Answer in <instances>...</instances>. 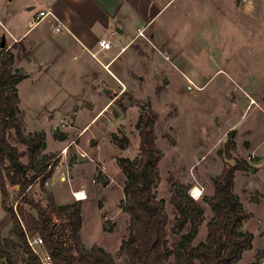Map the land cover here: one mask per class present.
I'll return each instance as SVG.
<instances>
[{"label":"rangeland","instance_id":"obj_1","mask_svg":"<svg viewBox=\"0 0 264 264\" xmlns=\"http://www.w3.org/2000/svg\"><path fill=\"white\" fill-rule=\"evenodd\" d=\"M38 7L29 12L31 16ZM23 12L25 16L20 19L26 20L29 13ZM158 23H163V31L157 38L152 37L153 25L146 30V38L141 44L134 45L141 57L140 64L131 65L137 67L130 72L125 86L117 83L114 91H108L109 97L115 93L112 105L90 129L91 133L99 131L90 139L89 146L92 152H96L94 148L99 146L103 156L99 160L93 158L95 170L102 164L106 170L103 174L93 173L97 188L93 199L84 202L82 207L81 245L87 250L93 245L101 246L116 264H128V256L120 251L129 234V215L122 209L126 177L116 158L123 156L137 160L140 157L136 124L149 103L157 114L155 145L162 153L153 193L157 200L164 202L169 245L179 238V234L173 231L179 215L171 202L172 197L191 198L202 209L203 220L192 245L204 241L207 223L213 217L204 200L213 194L212 177L218 175L225 165L234 164L233 158H239L246 160L250 167L236 172L233 190L245 211L250 213L241 229L251 232L253 241L252 248L245 250L234 264H264V0H176L157 20ZM2 37L8 38L4 32L0 33ZM126 59L125 55L122 56L116 65L127 67ZM67 83L76 81H64V87ZM74 93L77 92L62 90L50 98L47 109L66 100L65 104L61 103L64 106L59 111L52 113L53 120L45 114L37 121L32 113H26L28 108H19L25 134L45 132L43 154L52 156V161L57 158V165L61 153L67 158V162L58 165L59 170L50 183L52 190L65 194H69V183L60 181L59 174L62 171L67 173L70 168L72 156H76L75 147L71 148L69 144L66 151L63 148L65 142L53 135L65 133L60 119L70 128L69 132L73 130V112L78 105L69 112L63 113V109L68 108V102L79 97L68 95ZM90 98L95 99L97 105L93 92ZM82 105L86 106L88 102L83 101ZM89 114L82 111L78 125ZM232 131L235 132V148L229 158L224 146ZM86 136L87 133L83 138ZM123 138L128 141L120 147ZM73 140L78 143V138ZM9 141L22 153L20 160L28 163L25 146L18 142L13 129ZM88 169L87 166L83 173L88 174ZM69 176L71 179V171ZM195 186L201 191L197 198L190 193ZM8 189L10 205L17 200L18 193L17 187L9 186ZM27 194L46 204V196L38 181ZM24 207L29 210L27 205ZM53 219L56 223L61 222L55 216ZM11 228L12 218L3 210L0 194V247L13 256L14 264H28L27 255ZM187 231L188 224L182 233ZM38 249L45 251L42 245ZM0 264H6L5 260L0 258ZM168 264H173L172 257Z\"/></svg>","mask_w":264,"mask_h":264},{"label":"trees","instance_id":"obj_2","mask_svg":"<svg viewBox=\"0 0 264 264\" xmlns=\"http://www.w3.org/2000/svg\"><path fill=\"white\" fill-rule=\"evenodd\" d=\"M13 59L9 50L0 49V194L1 206L12 218L11 233L26 253L28 264H42L27 242L28 237L34 236L42 239V247L50 256L51 264H116L103 247L93 245L87 250L81 245V200L58 204L45 187L58 162L57 158L52 161V156L43 154L46 148L44 131L24 132L16 87L22 76L13 72ZM145 109L136 124L140 136V157L137 160L123 156L116 158L126 177L122 209L129 215V234L123 240L120 251L128 256V264H168L170 257L173 264L236 263L245 250L252 248L253 241V234L241 229L250 213L245 211L233 190L236 172L247 170L249 163L233 158L234 164L225 165L218 175L212 177L213 194L204 200L213 217L207 223L206 239L196 245L192 243L203 220V211L191 198L172 197L171 202L179 215L173 231L179 234V238L169 245L164 202L157 200L153 193L158 180V162L162 156L155 145L157 114L149 103ZM11 129L18 142L25 146L28 163L20 160L22 153L9 141ZM234 134V131L229 133L224 146L229 158L235 148ZM53 136L59 140L66 137L64 133H54ZM127 141V138L120 140V147ZM36 181L46 196L45 205L27 194ZM9 186L17 187L18 193L17 200L10 205ZM53 216L61 222L56 223ZM187 224L188 231L182 233ZM0 258L6 264H14L13 256L5 248L0 247Z\"/></svg>","mask_w":264,"mask_h":264},{"label":"crops","instance_id":"obj_3","mask_svg":"<svg viewBox=\"0 0 264 264\" xmlns=\"http://www.w3.org/2000/svg\"><path fill=\"white\" fill-rule=\"evenodd\" d=\"M175 1L0 0V33L4 32L8 36L0 38V47L13 54L12 70L22 76V81L16 85L19 108H24L22 106L28 108L26 113H32L37 121L45 114L53 120L52 113L59 111L66 100L47 109L52 96L59 95L62 90L77 92L68 94L70 97L79 96L74 102H68V108L63 109V113L69 112L74 105H78L73 112L71 125L73 130L69 132L70 128L64 126L66 137L61 140L66 144L63 147L66 151L69 144L71 148L75 147L76 156H72L70 168H67L69 194L54 191L50 187L51 180L59 170L58 165L67 159L63 153L52 177L46 182L48 190L58 204L73 202L72 190H84L86 198L81 200L82 206L84 202L93 199L97 188L93 173H105L106 166L102 164L95 170L93 158L99 160L103 156L99 146L94 148L96 152H92L89 146L90 139L99 131L94 130L91 133L90 129L101 120L112 105L115 93H112L113 97H109L108 91L110 89L114 91L117 83L125 86L130 79V72L137 67L131 65H139L141 62L139 53L134 50V45L141 44L144 39L137 35L138 29L145 28L146 32L155 25V30L150 35L157 38L159 32L163 31V23L157 25V20ZM36 6L39 7L31 16L29 12ZM23 11L29 13L26 20L20 19L25 16ZM40 11H49L53 15L38 19ZM57 25L62 26L58 32L55 31ZM101 38L111 42L110 48L100 47L98 41ZM124 55L127 57V67L116 65ZM64 81L76 83H67L68 85L64 87ZM92 92L97 99V105L95 99L90 98ZM83 101H87L88 105H82ZM25 103L27 105H24ZM82 111L90 114L78 125L79 114ZM85 133L87 136L83 138ZM74 138H78L77 144L74 143ZM87 166L88 174H84L83 169ZM112 169L116 171V168ZM63 174L64 171L59 174L60 181H63L61 180Z\"/></svg>","mask_w":264,"mask_h":264},{"label":"built area","instance_id":"obj_4","mask_svg":"<svg viewBox=\"0 0 264 264\" xmlns=\"http://www.w3.org/2000/svg\"><path fill=\"white\" fill-rule=\"evenodd\" d=\"M48 15L52 16L53 14L49 11L48 12L40 11L38 13V17H39L38 19L45 18ZM61 29H62V26H60V25L55 26L56 32L60 31ZM144 30H145V28L138 29L137 35L141 36L143 38H146ZM98 42H99V45L101 48L107 49V48H110V46H111V42L106 38H101ZM61 124H62V126H65L64 120H61ZM61 180H63V181L68 180V173L63 174L61 177ZM194 188H196V186L193 187L190 191L192 197H194V195L192 194ZM200 194H198L197 197H199ZM72 196L76 200H83L86 198V194H85L84 190H81V189L80 190H72ZM197 197H194V198H197ZM27 242H28V245L30 246V248L33 250V252L38 256V258L40 259L42 264H51L50 256L45 251H41L38 249V247L40 245H42V239L39 236H34L32 238L28 237Z\"/></svg>","mask_w":264,"mask_h":264},{"label":"bare ground","instance_id":"obj_5","mask_svg":"<svg viewBox=\"0 0 264 264\" xmlns=\"http://www.w3.org/2000/svg\"><path fill=\"white\" fill-rule=\"evenodd\" d=\"M190 81V80H189ZM201 193V191H200V189L198 188V187H196V188H194V190H193V195H194V197H197L198 196V194H200Z\"/></svg>","mask_w":264,"mask_h":264},{"label":"water","instance_id":"obj_6","mask_svg":"<svg viewBox=\"0 0 264 264\" xmlns=\"http://www.w3.org/2000/svg\"><path fill=\"white\" fill-rule=\"evenodd\" d=\"M2 46V45H1ZM263 100H264V94H263Z\"/></svg>","mask_w":264,"mask_h":264}]
</instances>
